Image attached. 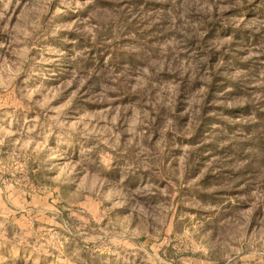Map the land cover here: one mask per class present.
I'll list each match as a JSON object with an SVG mask.
<instances>
[{
	"label": "rangeland",
	"instance_id": "374dc122",
	"mask_svg": "<svg viewBox=\"0 0 264 264\" xmlns=\"http://www.w3.org/2000/svg\"><path fill=\"white\" fill-rule=\"evenodd\" d=\"M0 264H264V0H0Z\"/></svg>",
	"mask_w": 264,
	"mask_h": 264
},
{
	"label": "trees",
	"instance_id": "16d2710c",
	"mask_svg": "<svg viewBox=\"0 0 264 264\" xmlns=\"http://www.w3.org/2000/svg\"><path fill=\"white\" fill-rule=\"evenodd\" d=\"M261 113L259 112V119H261V115H260Z\"/></svg>",
	"mask_w": 264,
	"mask_h": 264
}]
</instances>
